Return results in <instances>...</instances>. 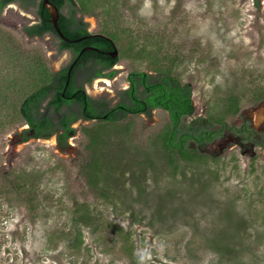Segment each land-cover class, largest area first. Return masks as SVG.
Here are the masks:
<instances>
[{
	"label": "rangeland",
	"instance_id": "obj_1",
	"mask_svg": "<svg viewBox=\"0 0 264 264\" xmlns=\"http://www.w3.org/2000/svg\"><path fill=\"white\" fill-rule=\"evenodd\" d=\"M76 3L118 49L119 73L94 96L113 105L128 73H170L191 85L185 123L249 118L264 129V0ZM10 5L0 13V264H264V145L227 133L189 159L166 147L163 109L77 127L64 150L25 138L31 58L48 70L61 60L47 37L26 36L33 11Z\"/></svg>",
	"mask_w": 264,
	"mask_h": 264
},
{
	"label": "flooded vegetation",
	"instance_id": "obj_2",
	"mask_svg": "<svg viewBox=\"0 0 264 264\" xmlns=\"http://www.w3.org/2000/svg\"><path fill=\"white\" fill-rule=\"evenodd\" d=\"M40 1L41 0H36L33 3L23 4L21 0H11L4 6V8L7 5L10 7V4L12 3H17L25 10L30 9L36 17V20L33 22L36 24L41 23L42 21L39 17L40 15L37 14V9H39L40 4H42ZM50 1L59 8L60 17L58 24L61 32L73 41L68 42L64 40L56 31L50 18L47 22L51 24L52 29H48L44 34L36 33L28 35L24 31L28 38L43 39L47 37V39L50 40V46L55 50L52 53L54 58L61 60V63L58 65L55 63L56 61H54L53 65H55V67H53L52 70H49L56 79L53 86H50L47 93L43 96L41 105L38 107L40 108L39 111L35 108L37 105H34L33 101L24 105V107L23 105H20L19 111L23 121L27 124V127H24L23 129V135L25 138L31 136L39 139H50L54 137L58 144V139L63 138L68 134L67 142L70 146L69 138L73 137L80 131L77 127L81 128L82 125L89 123L92 124L109 121L113 112L117 119L123 116L122 112L125 111V109L130 108L133 104L131 96V93L133 92L132 81L128 78L130 74L128 73L127 86H125L123 90H131V93L129 96L126 95L124 103H121L124 101L123 99L122 101L119 100L115 104L110 105L104 101L105 98L99 99L97 98V94L94 96L91 91L94 93V91H96L95 88H97L98 85L107 84V81L104 78L110 80L119 73V71H117L115 74L110 75L112 71L117 70V68L114 67L117 63L108 65L110 62L109 60L112 57L110 53L113 52L115 43L113 40L111 41L102 36L105 34L89 30L88 23L85 22L83 16H78L76 5H73V7L70 6V1L63 0L62 5L60 6L53 0ZM43 7L46 8L44 5ZM64 9H66L69 14H66ZM63 16L66 18H63ZM83 28H86V32L81 33ZM105 41L109 42L112 48H109ZM32 66L35 68L34 60H32ZM153 76L154 75L151 77ZM151 77H149V79ZM135 87L137 90L136 95L144 91V88L141 85ZM36 89L37 88L34 90ZM106 89L108 88L104 87L102 91H105ZM60 98L61 104L56 103L55 99ZM117 106H119V108L114 110ZM155 109L162 108L154 107L152 110ZM27 111H29L34 120H37V123L35 122V124H31L26 114ZM131 113L132 112H128L127 114ZM141 113L146 114L144 112ZM247 121L254 128V124L249 118H245L239 126ZM38 122H42L43 125L38 127ZM81 130L85 132V127ZM91 130L92 129H90L89 132H91ZM256 130L259 132V135L260 133H264V129H261V131L258 129Z\"/></svg>",
	"mask_w": 264,
	"mask_h": 264
},
{
	"label": "trees",
	"instance_id": "obj_3",
	"mask_svg": "<svg viewBox=\"0 0 264 264\" xmlns=\"http://www.w3.org/2000/svg\"><path fill=\"white\" fill-rule=\"evenodd\" d=\"M9 1L11 0H0V13L2 12L4 6L9 3ZM21 1L23 4H27V2L33 3L36 0ZM53 1L59 6L63 3V0ZM68 1H70V6L72 7L73 5L75 6L77 4L76 0ZM259 1L260 0H255L257 4H259ZM40 3L43 4V0H41ZM42 4H40L39 9H37V14L40 15L39 17L42 21L41 23L26 25L24 27V31L28 35H33L36 33L44 34V32L48 29H52L51 24L47 22L50 18V13L47 8L43 7ZM79 8L83 11L81 3ZM63 18L66 17L63 16ZM84 32H86V28H83L81 33ZM106 43L108 44L109 48H112L109 42ZM18 53L19 52H17V54ZM17 54L13 52V55H16L15 59L18 62L20 58L17 57ZM31 59L35 61L36 73L32 74V78L37 81V89L26 94L20 105H23L24 107V105H27L29 102L31 103L33 101L34 105H37L35 108H37L39 111L40 108L38 107L41 105L43 96L47 93L48 88L53 86L56 78L48 69H46L43 59L40 58L39 55L37 58L33 57ZM118 60V56L115 58L111 57L108 65L115 64ZM116 72L117 70H114L110 73V75H113ZM152 75L153 74H149L148 72H130L128 78L132 81L133 92L131 93V90H123L122 93L124 96H129L131 93L133 104L130 106V108L125 109V111L122 113L123 116H125L128 112H132L133 114L144 112L147 115H151L152 109L154 107H160L167 110L171 118V128L167 130L164 136L166 147L168 149H178L181 154L188 157L189 159L199 158L205 153L204 148L215 141L218 137L227 135V133H233V135L238 139V143L248 146V148H252L256 145H264V133H260L259 135V132L253 128L248 121L241 126L229 125L223 122L221 126L219 125V127H216L215 129H212L208 123H204L203 121L205 120L202 117H197L191 120L189 123H185L183 118L193 114L194 112L190 83H181L170 73H163L159 76L154 75L151 77ZM149 77L151 78L149 79ZM139 85L143 86L144 91L136 95L137 90L135 89V86ZM55 102L61 104V98L55 99ZM124 102L125 99L121 103ZM235 103L236 102H233V99L230 101L231 108L234 107ZM118 108L119 106H117L114 110H117ZM26 114L32 125L35 124V122L37 123V120L32 118L29 111H27ZM110 118L111 119L109 121L116 120L114 112L111 114ZM42 125L43 123L40 122L38 127ZM85 132L88 133L93 143L100 142L99 139L101 137L99 135L91 134L89 129H85ZM67 137L68 134H66L63 138L58 139L57 145L61 150H64L69 146Z\"/></svg>",
	"mask_w": 264,
	"mask_h": 264
},
{
	"label": "water",
	"instance_id": "obj_4",
	"mask_svg": "<svg viewBox=\"0 0 264 264\" xmlns=\"http://www.w3.org/2000/svg\"><path fill=\"white\" fill-rule=\"evenodd\" d=\"M43 5L48 9L49 13H50V20L52 21V23L54 24V27L56 29V31L61 35V37L66 40V41H73V40H70L69 38H67L60 30V27H59V24H58V20H59V17H60V11H59V8L54 5L50 0H43ZM98 35H102V34H98ZM108 39H110L112 41L111 38L105 36V35H102ZM80 40V39H78ZM76 41V40H74ZM85 49H88V48H85ZM118 54V49H117V46L114 45V50L113 52L110 53V55L115 58Z\"/></svg>",
	"mask_w": 264,
	"mask_h": 264
},
{
	"label": "bare ground",
	"instance_id": "obj_5",
	"mask_svg": "<svg viewBox=\"0 0 264 264\" xmlns=\"http://www.w3.org/2000/svg\"><path fill=\"white\" fill-rule=\"evenodd\" d=\"M12 7H14L13 5H11L9 8H12ZM98 81H100V80H98ZM105 81V80H104ZM106 81H107V84L109 85V84H111V81L110 80H107L106 79ZM104 89V88H103ZM101 91H102V88L100 89Z\"/></svg>",
	"mask_w": 264,
	"mask_h": 264
}]
</instances>
